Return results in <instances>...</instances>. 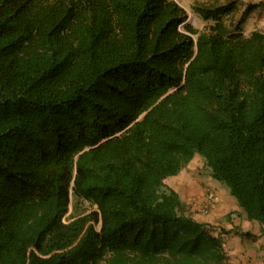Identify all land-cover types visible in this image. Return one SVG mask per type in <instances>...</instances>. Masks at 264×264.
Here are the masks:
<instances>
[{
  "label": "trees",
  "instance_id": "1",
  "mask_svg": "<svg viewBox=\"0 0 264 264\" xmlns=\"http://www.w3.org/2000/svg\"><path fill=\"white\" fill-rule=\"evenodd\" d=\"M255 6L195 2L196 31L175 0H0V264H223L165 184L195 154L264 224Z\"/></svg>",
  "mask_w": 264,
  "mask_h": 264
},
{
  "label": "crops",
  "instance_id": "2",
  "mask_svg": "<svg viewBox=\"0 0 264 264\" xmlns=\"http://www.w3.org/2000/svg\"><path fill=\"white\" fill-rule=\"evenodd\" d=\"M200 2L225 3L229 0H198ZM238 9L233 14L234 20H239L249 5H256L248 10L243 24V33L248 36L255 30L264 31V0H237ZM199 155V154H198ZM200 156V155H199ZM192 169V168H190ZM193 171H186L183 175L185 182L200 179L193 175ZM209 182V187L201 189L197 185V203L193 204V218L204 222L215 235L223 240L226 258L223 264H264V224L250 219L229 188L222 182ZM188 186V190L192 185ZM176 190L181 199H187L179 188ZM200 204H199V203Z\"/></svg>",
  "mask_w": 264,
  "mask_h": 264
},
{
  "label": "rangeland",
  "instance_id": "3",
  "mask_svg": "<svg viewBox=\"0 0 264 264\" xmlns=\"http://www.w3.org/2000/svg\"><path fill=\"white\" fill-rule=\"evenodd\" d=\"M175 1L186 12L187 19L185 21V24H189L196 31H200L205 27L207 22L204 21L203 18L199 14H197L192 8L195 2H200V1L198 0H175ZM181 29L186 31L183 26H181ZM196 36H197L196 34H193L194 38H196ZM186 171L188 172L193 171L194 173L193 175H196V177H198L200 180L196 182L197 180L194 179L192 182L190 181L185 182L183 175ZM210 181H213L212 176L210 174V170L205 165L204 159L198 154H195L193 159L177 175L167 178L165 180V184L167 187H171V188L176 186L177 188H179L180 191H182V194L187 199L186 204H187L188 212L190 215L194 216V213L191 210L193 209V204L195 202L197 203L199 199V197H197V190L200 191L199 188L200 186L201 189L204 187H209ZM194 182L195 184L192 185V187H190V189L188 190V186ZM199 184L200 186L198 187L197 185ZM75 203H76L75 199L72 198L69 212L65 216V221L71 220L74 214H76L77 216L80 214L85 215L89 212L94 211L95 209L94 206L91 205L89 202L81 201L76 203V206L78 207L77 210H75Z\"/></svg>",
  "mask_w": 264,
  "mask_h": 264
}]
</instances>
